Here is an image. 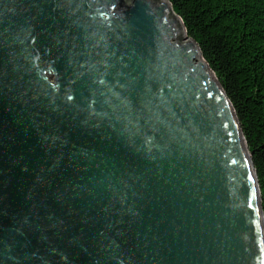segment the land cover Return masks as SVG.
<instances>
[{"label": "water", "instance_id": "obj_1", "mask_svg": "<svg viewBox=\"0 0 264 264\" xmlns=\"http://www.w3.org/2000/svg\"><path fill=\"white\" fill-rule=\"evenodd\" d=\"M0 264H264L239 121L168 0H0Z\"/></svg>", "mask_w": 264, "mask_h": 264}, {"label": "trees", "instance_id": "obj_2", "mask_svg": "<svg viewBox=\"0 0 264 264\" xmlns=\"http://www.w3.org/2000/svg\"><path fill=\"white\" fill-rule=\"evenodd\" d=\"M236 113L264 214V0H168Z\"/></svg>", "mask_w": 264, "mask_h": 264}]
</instances>
